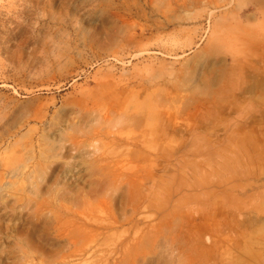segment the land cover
<instances>
[{"label":"rangeland","instance_id":"374dc122","mask_svg":"<svg viewBox=\"0 0 264 264\" xmlns=\"http://www.w3.org/2000/svg\"><path fill=\"white\" fill-rule=\"evenodd\" d=\"M0 264H264V0H0Z\"/></svg>","mask_w":264,"mask_h":264}]
</instances>
